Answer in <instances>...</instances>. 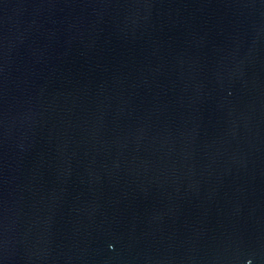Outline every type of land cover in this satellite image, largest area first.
<instances>
[{
	"label": "water",
	"instance_id": "water-1",
	"mask_svg": "<svg viewBox=\"0 0 264 264\" xmlns=\"http://www.w3.org/2000/svg\"><path fill=\"white\" fill-rule=\"evenodd\" d=\"M0 264H264V0H0Z\"/></svg>",
	"mask_w": 264,
	"mask_h": 264
}]
</instances>
